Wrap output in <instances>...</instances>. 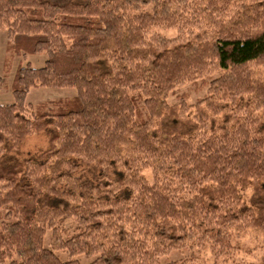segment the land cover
<instances>
[{
	"label": "trees",
	"instance_id": "obj_1",
	"mask_svg": "<svg viewBox=\"0 0 264 264\" xmlns=\"http://www.w3.org/2000/svg\"><path fill=\"white\" fill-rule=\"evenodd\" d=\"M2 29L9 56L47 60L19 65L0 104V264H230L240 231L264 234V0H0ZM208 80L196 131L161 129L168 97ZM36 87L78 94L26 104ZM49 126L44 160L4 164L5 144ZM79 162L119 177L82 181ZM175 253L190 256L162 261Z\"/></svg>",
	"mask_w": 264,
	"mask_h": 264
},
{
	"label": "rangeland",
	"instance_id": "obj_2",
	"mask_svg": "<svg viewBox=\"0 0 264 264\" xmlns=\"http://www.w3.org/2000/svg\"><path fill=\"white\" fill-rule=\"evenodd\" d=\"M77 1H87V0H77ZM158 33L162 34L168 38H174L178 35L175 29H158ZM8 42L7 30H0V75L4 77L3 87L0 90V104L9 105L15 102V97L12 91V81L16 70L19 65L30 64L35 68L43 67L46 60V54H27V55H13L9 56L6 51ZM253 75L256 79L264 81V67H255L253 69ZM217 78V74L213 75V80ZM212 80H208L206 85H203L201 81L197 84L188 83L182 88L178 89L174 94L168 97V102L171 106V112H168L161 122V129L165 132L168 130H173L174 128H185L186 131H191L189 133H194L196 131L197 122L195 119L196 115V104L199 100L206 98L208 95L212 94V89L214 86L211 84ZM211 84V85H210ZM78 94L77 90L74 88H47V87H36L29 90L25 95L24 101L26 104L37 105L45 101H52L57 99L71 98ZM186 95V104L188 110L182 113L181 109V96ZM243 103H250V98H244ZM216 125H221L224 122V115L216 118ZM52 136V127L49 126L45 130L39 133L33 134L27 137L20 145L17 147L12 143H7L4 146V164L8 167H13L17 171L23 174L26 169V161L35 160L42 161L45 159V152L50 147V139ZM119 170V169H118ZM116 169L111 172L101 171L94 166L87 165L85 163L79 162L78 171L74 174L75 177H79L82 181H90L94 184H98L103 181H116L119 177L120 171ZM145 179L153 184L155 177L152 171L146 170L143 172ZM107 178V179H106ZM57 187L60 190L64 189V185L60 183L57 179ZM255 193L254 185L248 183L246 187L241 190V196L244 203L248 206L252 205V197ZM65 227L69 230L72 229V223L70 221L66 222ZM238 242L240 243V250L236 251L234 256L230 260L232 263L240 264H258L264 259V234L256 229L243 230L238 233ZM52 239V232L47 231L45 237V245L50 247ZM58 255L63 260L68 259V255L59 252ZM189 253L179 254L175 253L169 258H164L162 261L165 263H171L174 261H179L181 259H188ZM81 261L84 263L90 262L93 258H88L85 256L80 257ZM221 264H224L221 262Z\"/></svg>",
	"mask_w": 264,
	"mask_h": 264
}]
</instances>
